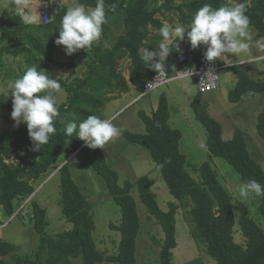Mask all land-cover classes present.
<instances>
[{
	"label": "trees",
	"instance_id": "trees-1",
	"mask_svg": "<svg viewBox=\"0 0 264 264\" xmlns=\"http://www.w3.org/2000/svg\"><path fill=\"white\" fill-rule=\"evenodd\" d=\"M47 2L50 0H40ZM79 4L94 8L96 0H77ZM233 0H104L108 22L103 26L102 37L108 38L110 22L121 24L123 31L110 47L103 41L95 42L88 50L85 69L81 75L68 80L57 79L65 92V100L57 104L60 116L54 121L57 129L49 142L32 149L27 126L8 128L0 133V209L2 217L10 218L15 213L14 202L30 196L34 192L33 183L57 162H64L75 154L83 142L75 136L64 133L65 125L61 119L79 123L89 115L100 117V109L105 97L115 92L128 91V83L118 68L121 60H128V80L138 92H142L147 80L156 72L150 70L142 61V50L154 51L162 37L158 29L164 20L177 16L187 24L196 10L205 3L214 8L231 4ZM246 2V15L250 27L256 29L258 38L264 37V0H236ZM115 11H110V6ZM66 9L59 5L51 11L50 21L43 24L40 19L32 25L22 23L18 12L0 18V66L4 57L22 58L26 69L37 65L47 69L46 64L57 63L53 56L58 50L60 22ZM186 40V37H185ZM175 40L171 45L172 53L166 60V71H172L180 55L184 42ZM179 43L178 50L176 44ZM74 66V65H71ZM237 82L229 92L230 102H239L247 94L264 93V81L251 80L240 69H234ZM24 72L21 73V76ZM20 77L16 75V78ZM50 78H53L50 76ZM55 79V78H53ZM196 120L206 130L205 147L217 158L223 159L239 175L242 182L256 180L264 185V170L249 154L242 132L234 130L230 140L221 136L219 122L211 118L198 100L191 103ZM0 110L12 111L11 90L8 95L0 94ZM145 125V133L123 132L126 141L146 149L155 167L159 170L169 193L178 201L168 203L167 211H162L152 192L153 181L148 176L140 177L134 184L125 181L118 184V175L105 161L101 149H93L90 155L92 169L106 182L107 193L120 209V224H109L110 230L119 232L120 240L115 255L105 256L96 248L92 238L95 230L94 209L71 177L68 163L58 169L60 176L59 204L64 220L72 225L71 229L52 237L47 226L46 209L31 203V219L38 235L35 261L18 258L15 261L29 264H137V236L140 220L136 203L131 193L136 187L140 202L148 214L159 225L163 240H154L160 248L159 263L171 264L172 251L176 247V213L179 205H191L190 215L194 223L193 236L206 247L207 254L216 264H264V231L249 217L241 215L236 221L232 199L226 188L219 182L215 170L209 164L200 166L199 180L192 178L184 169L185 156L179 151L181 134L169 125L167 100L160 97L156 110L151 116L139 114ZM101 118V117H100ZM258 136L264 141V113L256 122ZM24 152L21 155L20 152ZM16 157L18 163L9 162ZM170 161V162H166ZM163 165V167H161ZM264 217V196H259L257 206ZM238 224L244 238V245L234 241V226ZM3 225L0 220V226ZM15 251V247L0 239V264Z\"/></svg>",
	"mask_w": 264,
	"mask_h": 264
},
{
	"label": "rangeland",
	"instance_id": "rangeland-1",
	"mask_svg": "<svg viewBox=\"0 0 264 264\" xmlns=\"http://www.w3.org/2000/svg\"><path fill=\"white\" fill-rule=\"evenodd\" d=\"M47 4L40 0H0V18L22 9L30 12L38 20L39 10L48 6ZM50 4L49 7H46L49 13L58 5L67 10L78 2L77 0H50ZM171 19L175 24L185 26L177 16H171ZM166 21L164 20V22ZM190 22L191 20L186 24L185 29ZM250 30L254 34V39H259L256 36V29L250 27ZM108 31L109 38L101 36L99 41H104L105 44L109 40L113 41L122 33L123 28L118 23V26ZM86 59H88V50H79L68 56L61 45L53 56V60L57 63H64V66L49 63L46 64L47 69L43 70L55 79L68 80L82 74L81 72L86 67L84 63ZM122 61L119 62L118 68L123 73V77L128 76L129 61ZM215 62L220 66L222 63L225 64L219 72V87L206 94L198 93L194 77H186L174 80L144 96H141V92L137 91L125 98L121 97L119 92L113 93L115 95L110 99L105 97V103L100 109V117L111 119L112 123L121 130V135L106 144L101 150L106 163L117 173L120 186L125 181L134 184L140 177L148 176L153 181L151 190L156 195L157 204L162 211H167L169 202L178 204V201L169 193L150 153L138 145L128 143L123 134V132L145 133V125L139 114L142 112L148 114L152 107L158 104L160 97L164 96L168 104L169 125L181 134L179 151L185 156V171L198 181L200 166L204 163L209 164L216 171L219 182L226 188L232 199L236 221L241 215H246L264 231V217L257 209L259 197L252 194L247 199L241 200L238 187L244 182L240 180L239 175L229 164L208 152L205 147L206 130L196 120L191 105L193 100H198L208 115L220 123L221 136L224 140H230L234 130H240L249 154L264 170V141L256 131L258 115L264 113V93L247 94L239 102H230L228 94L234 88V83L227 77L229 73L235 74L234 69H240L251 80L264 81V52L253 48L249 53L240 56L225 54ZM25 71L26 67L22 58L4 57V62L0 66V94L8 95L14 77L21 76V73ZM57 96L58 103L65 100L64 91ZM111 99H117L116 104H110ZM11 100H13L12 97ZM14 123L11 119V111L0 110V133L5 129L16 127ZM21 125L26 124L19 126ZM92 151L93 149L86 148L83 142L82 147L67 158L69 159L68 166L73 181L93 206L95 230L92 233V238L97 250L105 256L115 255L118 251L120 235L118 231L110 230L109 224L112 223L115 226L120 224V209L108 195L105 180L90 165ZM20 153L24 155V152ZM9 162L17 164L18 160L13 157ZM63 163V161L54 163L46 173L40 176L39 180L33 183L34 192L30 196L25 197L24 200L18 198L19 200L15 201L16 211L10 218L2 217L0 209L3 223L0 226L2 234L0 237L15 247V251L4 259L5 264H29L15 261L12 255L22 259L30 258L33 262L36 260L34 255L39 238L31 219L32 202L46 209L47 226L45 231L49 236L54 237L71 229L72 225L64 220L59 204L60 176L58 169ZM131 195L135 200L140 220V231L136 240V262L137 264H158L160 248L154 243V240L161 242L163 233L155 219L148 214L145 206L140 202L135 186H133ZM190 209L191 205L182 204L177 209L175 233L177 244L172 251L171 264H216L207 254L205 245L193 236L194 223L189 212ZM233 238L236 243L244 245V238L237 223L234 226ZM79 262L76 260L73 264ZM98 264L111 263L101 262Z\"/></svg>",
	"mask_w": 264,
	"mask_h": 264
},
{
	"label": "clouds",
	"instance_id": "clouds-1",
	"mask_svg": "<svg viewBox=\"0 0 264 264\" xmlns=\"http://www.w3.org/2000/svg\"><path fill=\"white\" fill-rule=\"evenodd\" d=\"M109 10L114 12L115 6H110ZM17 11L23 24L32 25L37 22L30 12L22 9ZM246 12V2L233 0L231 4L216 8L205 3L196 10L187 30L181 24L173 27L168 22H163L158 29L162 37L158 47L154 51L144 48L141 59L150 70L165 76L166 60L172 53L170 45L175 40H185V37L192 50L204 46L203 55L209 63L225 54H247L253 48L264 52V37L254 39L250 30V18ZM107 22L104 0H96L94 8L78 3L69 7L63 15L55 44L62 45L68 56L79 50L91 49L101 39L103 26ZM178 48L179 43L176 44V49ZM151 85L149 83L148 88ZM10 88L13 98L11 119L15 122L14 126L26 124L32 149L39 151L57 131L54 121L60 116L57 94L63 91L61 84L57 79L50 78L48 72L33 65L16 78ZM61 123L65 125V135L71 137L75 133L88 149H104L106 144L121 135V130L111 119H102L96 115H89L79 123L64 119H61ZM238 192L241 200L252 194L257 197L264 196V185L254 179L249 180L239 185Z\"/></svg>",
	"mask_w": 264,
	"mask_h": 264
},
{
	"label": "built area",
	"instance_id": "built-area-1",
	"mask_svg": "<svg viewBox=\"0 0 264 264\" xmlns=\"http://www.w3.org/2000/svg\"><path fill=\"white\" fill-rule=\"evenodd\" d=\"M46 7L39 10L38 15L43 24H47L50 21V13ZM204 50L205 48L203 46L198 47L196 50H192L190 46H184L176 59V64L172 71H166L167 74L165 76H160L156 73L152 78L147 80L140 95L144 96L174 80H180L186 77L195 78L197 91L200 94L217 90L219 87V72L221 66L215 61L212 63L207 62L203 55ZM189 61L194 62V67L184 66ZM172 72L174 73L172 74ZM149 83H152V85L148 88Z\"/></svg>",
	"mask_w": 264,
	"mask_h": 264
},
{
	"label": "crops",
	"instance_id": "crops-1",
	"mask_svg": "<svg viewBox=\"0 0 264 264\" xmlns=\"http://www.w3.org/2000/svg\"><path fill=\"white\" fill-rule=\"evenodd\" d=\"M166 22H168L170 25H172L173 27L176 25L175 23H174V21H166ZM115 26H118V24H114V23H112V22H110V25H109V27H110V30H111V28H113V27H115ZM120 26V25H119ZM185 26H186V24H185ZM186 30H187V28H186ZM256 33H257V31H256ZM111 36H112V31H111ZM110 36V37H111ZM109 38V37H108ZM108 38H106V39H108ZM116 39V38H115ZM114 39V40H115ZM114 40L112 41V40H109L106 44L104 43V46L105 47H110L111 45H112V43L114 42ZM187 40V39H186ZM186 40H185V42H184V46H190V44H188L187 42H186ZM104 42V41H103ZM110 42H112L111 43V45H110ZM108 45H110V46H108ZM204 47V46H203ZM122 61V60H121ZM120 61V62H121ZM125 61H128V60H125ZM222 61V60H221ZM123 62V61H122ZM223 62V61H222ZM219 64V63H218ZM220 65V64H219ZM223 65H225V64H223L222 63V65H221V67H224ZM228 65V64H227ZM231 65V64H230ZM128 66V65H127ZM185 67H194V62L193 61H189L188 63H186L185 65H184ZM127 72H128V67H127ZM250 74V73H249ZM122 75H123V73H122ZM247 75V74H246ZM251 76V75H250ZM227 77L229 78V81H231V82H233L234 83V87H235V85H236V82H237V78H236V76H235V74H233V73H229V75H227ZM124 78L126 79V81H127V83H128V91L127 92H124V93H120V95H121V97H123V98H125L126 96H128L129 94H131V93H133V92H137V90L135 89V87H133L130 83H129V80H128V76H124ZM115 94H110V95H107L106 97L108 98V99H110V97H112V96H114ZM136 99H137V97H136ZM135 99V100H136ZM112 101L111 102H109L110 104H116V102H117V99L115 100V99H111ZM158 105V104H157ZM157 105H155V106H153L152 107V109H151V111H149V113L148 114H145V115H147V116H151L152 115V113L156 110V108H157ZM14 207H15V202H14ZM16 209V208H15ZM0 220L2 221V219H1V216H0ZM2 226V225H1ZM4 227V226H3ZM1 228V227H0ZM2 234H1V232H0V236H1ZM0 239H1V237H0ZM2 240V239H1Z\"/></svg>",
	"mask_w": 264,
	"mask_h": 264
},
{
	"label": "water",
	"instance_id": "water-1",
	"mask_svg": "<svg viewBox=\"0 0 264 264\" xmlns=\"http://www.w3.org/2000/svg\"><path fill=\"white\" fill-rule=\"evenodd\" d=\"M68 162H69V159L65 160L64 163H63V165L64 164H67Z\"/></svg>",
	"mask_w": 264,
	"mask_h": 264
}]
</instances>
